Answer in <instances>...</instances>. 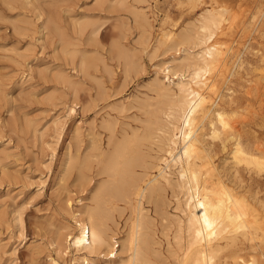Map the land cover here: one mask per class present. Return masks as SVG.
Listing matches in <instances>:
<instances>
[{
    "label": "rangeland",
    "instance_id": "obj_1",
    "mask_svg": "<svg viewBox=\"0 0 264 264\" xmlns=\"http://www.w3.org/2000/svg\"><path fill=\"white\" fill-rule=\"evenodd\" d=\"M24 1L26 2V0ZM36 1L43 12L42 14L44 15L45 13L44 16H41L40 20L43 17L45 19L41 21L38 19V14L36 15L37 10L33 5L31 7L22 1L11 3L13 0H0V240L2 239L3 242L0 241L3 245L0 248V250L2 249L0 252V264H51L53 258L59 260L60 264H74L75 258L79 257L81 253H78L73 245H70L69 249L66 247V244V246L63 245L64 240H62L63 238L60 234L71 229L77 232L76 221L73 215H75L77 210L81 211L88 202L89 204L92 202L89 198L91 197V190L94 188V185L108 178L105 174L98 175L96 173L97 162L94 156L101 149L108 152L112 148L113 143L110 142L112 130H109L110 128L106 124L109 122L113 124V132L116 134L114 137H117L116 139L118 140L122 139L124 135L133 134L132 132L143 131L142 128L144 129V126H146L143 123H147L144 120H147L149 117L148 108L145 107V103L146 105L157 104L156 91L154 92V87L151 83L152 78L159 71V66L164 62L170 61L172 56L176 54V49L170 46L169 48L172 49H169L167 43H163L164 45L159 44V37L164 31L171 30L177 33L182 28L193 27L194 21L198 22L199 14L206 8L212 7L215 3V5L219 3L228 7V12L225 14L227 19L223 21V27H226L227 34L219 36L221 41L225 40L227 44L229 41V44L234 45L231 62L237 66L233 64L230 79L225 83L222 82L223 85L220 84L222 85L220 89L223 93V99L221 98L220 103L229 111L232 107L237 108L239 115L237 114L238 116L236 115L235 119L238 117L239 120L241 119L244 122V124L243 122L240 124L243 127L242 129L248 134L246 137H252L255 134L264 139V108L262 110L263 114H258L259 116L255 111L257 107L259 113L261 112L260 108L264 107V103L260 102L264 101V99H260L264 98V95L262 92H259L261 90L254 88L256 86L255 81L259 82L260 78L264 75V60L262 59L264 58V0H126L125 5L117 3L118 0H113V2H108L110 6L105 3L106 7L105 5H99L96 0H65V2L64 0ZM114 1L116 2L114 3ZM114 4L119 5L113 7ZM100 6H103V8ZM141 6L147 9L146 12L149 20H151L152 27H143L144 22L142 18L140 19L137 16L136 9L137 7L141 8ZM68 7H72V10ZM50 14L58 16V20L60 21L61 19V22L63 21L62 24L59 22L60 31L67 42L70 40V46L69 43H67L68 45L65 43L62 45L58 33L53 29L46 28V30L44 28L40 29L41 31L39 30L40 25L43 24ZM229 16L231 17L229 18ZM85 18L88 21L90 20V22L94 19L93 21L97 23L93 25L88 22L84 26L86 30L84 27V29H81L78 20L82 21ZM140 23H142V26L140 25L139 27ZM228 25H231V27H228ZM141 27L149 29V31L146 30V33L145 30L140 29ZM18 28H22L23 30ZM93 28H97V33L91 32ZM246 29H251V31H247ZM51 31L52 34L49 33ZM142 31L144 32L142 33ZM147 35H150L149 39L146 38ZM68 37L70 38L68 39ZM52 38L54 43L51 41ZM93 39H95V42ZM76 43L79 44L78 49L80 52L83 53L84 51L86 58L94 62L95 66L87 68L86 72L78 70L80 68L79 62L85 56L81 53L84 56L81 57L78 49L74 51V48H77ZM123 43L125 46H128L125 47ZM157 44L159 45L157 46ZM119 46L120 48L118 49ZM159 46L160 49H158ZM153 47L155 48L151 51ZM127 48L129 49V56L123 52ZM235 49H238L237 51L239 52ZM155 52L156 55H154ZM69 53L70 55L71 53L74 55L70 56ZM25 55L26 57H24ZM97 58H101V61H98ZM132 58H134L133 61ZM239 58L242 62L241 60L239 61ZM127 61L132 62L127 66ZM134 61L136 62L134 63ZM30 65L35 67V69ZM77 65L78 68L76 67ZM108 65L109 67H107ZM58 68L64 69L74 81H79V86L76 81L75 87L71 86V89L69 88L70 85L65 84L57 78L54 74ZM39 71L42 72L41 74L46 79ZM49 71L54 74H51V76L48 73L47 75L46 73ZM86 73L87 75H85ZM260 74L262 75L260 76ZM49 76L53 78L51 79ZM160 77L164 79L163 72H160ZM1 78H3L2 81ZM250 86L254 88H252V92ZM1 88L3 89L1 90ZM55 88L56 92L53 90ZM255 89H258V92ZM57 91L62 92V95L61 93L58 94ZM247 91L249 92L247 93ZM50 93H53V98L49 96ZM259 93L260 95H258ZM47 94L48 96L46 97L45 95ZM56 95L62 98L57 99L56 97L55 99ZM143 98H146V101ZM231 98L234 102L232 105H229L226 101H229ZM124 106L126 110L122 108ZM248 106L253 108L250 107V109ZM72 107H74L73 111H71ZM247 110L250 111V114ZM242 112L244 116L247 114L248 118H250L248 119L247 115L245 116L246 118L242 117L243 115L240 116ZM134 114L137 117L135 121L136 117H133ZM108 115L110 116L109 118ZM57 117H60L61 121H63L59 126L60 128L54 125V119ZM140 120L142 121L140 122ZM103 122L106 124H102ZM91 127L93 129L89 130ZM129 127H133V130ZM78 128L80 129L78 130ZM250 128H252L251 132ZM208 130L209 127L207 126L206 131ZM38 131L40 134L42 133L41 136L38 134ZM97 135L98 137H96ZM206 136L209 138V135ZM91 142L92 144L95 142L99 148L101 146L100 150L95 149L96 151H92L94 145L92 146ZM149 145L150 147H148ZM104 146L105 148L103 149ZM215 147L218 152L217 159L223 161L228 152L222 151L219 143H216ZM66 148H70V152L74 156H77V154L84 155L83 151L86 152L85 157L89 156L90 166H92L91 171H88L89 176L91 174L90 179H92L90 182L81 180H79L81 183L78 182V171L76 169H68L67 166H62L65 165L66 151H68ZM150 148L154 149L150 150ZM144 149L147 154L156 155L158 147L156 143L148 142L144 146ZM88 153L91 155V158ZM138 169L141 170L140 167ZM243 176L245 177V184L247 185L245 189L247 190H243V188L242 190L246 191L248 195L256 197V199L259 197L258 200L264 204V170L260 173H250L247 170H243ZM257 191L258 195H256ZM167 194L169 200L174 201L168 200L164 208H167L171 213H177L175 197H173L172 191H168ZM146 203V209H149V212L153 216L157 215L153 204ZM169 205L171 206L169 207ZM17 207H21L20 210L22 211L19 208L17 209ZM15 209L22 213L23 227L13 219L17 213ZM128 215L129 211L126 210L123 218L119 219V230L116 229V225L112 224L113 229L117 232L124 231L126 229L124 222ZM155 217L157 218L155 220L156 227L162 229L161 216ZM159 235L162 240V248L166 251L168 244L167 237L161 234V230ZM56 240H59L58 242L64 246L61 250H64V252L66 250V253L61 251V253H58L59 256H57L60 247L59 245L57 248L55 247L58 244ZM62 245L61 247H63ZM118 249L121 250V247L119 246ZM262 252L264 253V243L257 249V255L264 260ZM124 256L126 257L125 253H120V256L117 257V262L119 263L120 259L124 258ZM96 260L99 264L106 263L104 261L105 258L102 259V257H97ZM80 264L85 263L81 261Z\"/></svg>",
    "mask_w": 264,
    "mask_h": 264
},
{
    "label": "bare ground",
    "instance_id": "obj_2",
    "mask_svg": "<svg viewBox=\"0 0 264 264\" xmlns=\"http://www.w3.org/2000/svg\"><path fill=\"white\" fill-rule=\"evenodd\" d=\"M14 1L25 2L24 0H13L11 3H14ZM96 1L99 5L103 6L105 3L108 4V2H113V0ZM36 2V0L35 2L34 0H26L25 3L30 6H34L37 10V13H35L36 15L38 14L37 17H39L38 19L40 20L43 12ZM115 2L116 1H114V3ZM125 2L126 0H118L117 3L125 5ZM215 4L212 7L206 8L199 14L200 16L197 19L198 22L196 23V21H194L195 24L193 27L182 28V30L177 33L171 30L164 31L159 37V44L162 45L163 43H167L168 48L170 46L176 49V54L172 56L170 61L162 63V65L159 66V71H157L155 76L152 78L151 83L154 87V92L156 91L157 104L146 105L145 103V107L148 108L149 117L147 120H144L147 123H143L146 125L144 126V129L142 128L143 131L132 132L133 134L124 135L122 139L118 140L116 139L117 137H114L116 134L113 132V124L110 122L107 124L103 122L102 124H106L110 128L109 130H112V132L110 131L112 135L109 133L111 135L110 142L113 143L112 148L110 150L108 149L109 151L107 152L102 149L100 150L101 146L99 148L95 142L93 144L91 142V145H94L92 151L95 149L100 150L98 154H94L97 159H95L97 162V164L95 163L97 165L96 173H98V175L105 174L108 178H106L105 181L102 182L101 180L97 183V185H94V188L91 190V197L88 196L90 197L89 200L92 202H90V204L88 202V204H86L81 211L77 210L75 215H73L76 221L75 226L77 232H74L71 229L66 232H61L60 234L63 238L62 240H64L63 245L66 244L67 246H65L67 248L70 247V245H73L76 251L81 253V255L79 254V257L75 258L74 264H80L81 261L85 264H99L96 260L97 257H102V259L105 258L104 261L106 263L103 262L104 264H264V260L257 255V249L264 243V204L258 200V196V199H256V197H252L248 195L246 191H243L247 188V185L245 184V177L243 176V170H247L250 173H260L264 170V139L255 134L252 135V137H246L248 134L244 131V129H242L243 127L240 124L243 121H241V119L239 120L238 117V120L235 119L236 115H239L237 108L232 107L229 111L225 106H223V104L220 103L223 96L220 89L223 85L222 82H227L232 75L234 63L231 62V59L232 53H234V45L229 44V41V45L225 40L221 41L219 36L221 34H227L226 27H223V21L227 19L225 14L228 12V7L220 5L219 3H217L218 5ZM118 5L114 4L113 7ZM103 6L100 7L103 8ZM70 9L72 10V7ZM70 9L69 11H71ZM146 10L147 9L142 6L141 8L137 7L136 9L137 16L140 19L142 18L144 22L143 27L145 28L152 27L150 22L151 20H149ZM50 15H48L49 17L44 20L42 25H40L41 27L38 25L40 27H38L39 30L44 28H48L50 30L53 29L58 33L61 41L60 43L62 45L64 43L68 45L67 43H69L70 46V40L67 42L63 33L60 31L59 22L62 24L63 21L61 22V19L59 21L57 18L58 16ZM230 17L231 16H229V18ZM87 18L82 21L78 20L81 29H84L85 24L90 22ZM43 19L45 18L43 17ZM93 20L94 19H92L90 23L95 25L97 22ZM141 24L142 23L139 24V27ZM228 27H231V25H228ZM140 29L149 31V29H144L142 27ZM246 30L251 31V29ZM91 32L97 33V28H93ZM143 32L144 31H142V33ZM49 33L52 34V31ZM69 38L70 37H68V39ZM146 38L149 39L150 35H147ZM56 40L58 39L56 38ZM94 40L95 39H93V41ZM51 41H53V38ZM76 44L77 48H74V51L78 49L79 44ZM159 44H157V46ZM127 46L128 45L125 47ZM160 46L158 49H160ZM119 48L120 46L118 49ZM128 48L123 51L126 55H128ZM154 48L155 47H153L151 51H153ZM74 51L72 50L73 53ZM156 52L154 55H156ZM81 53L82 52H80V54ZM82 54L85 56L84 51ZM82 54L80 55L81 57L83 56ZM71 55L73 56L74 54L71 53ZM24 57H26V55ZM262 59L264 60V58ZM97 60L101 61V58H97ZM133 60L134 58H132V61ZM240 60L241 59L239 58V61ZM71 61L73 62V60ZM131 62L127 61V66L130 65ZM135 62L136 61H134V63ZM109 65L107 67H109ZM93 66H95L94 62L85 56L80 60V68L78 70L86 72V70H88L87 68H93ZM76 67L78 68V65ZM33 68L35 69V67ZM62 68H58L57 71L54 70L56 73L53 74L65 84L70 85L69 88H71V86L75 87L77 80L74 81L72 77ZM138 68L140 69V67ZM78 70L77 72H79ZM39 72L40 74L42 73L41 71ZM160 72H163L164 79L163 77H160ZM48 73H50V75L52 74L50 71L46 74L48 75ZM85 75H87V73ZM261 75L262 74H260V76ZM42 76L44 77V75ZM2 80L3 78H1V81ZM77 82L79 86V81ZM148 83L147 85H149ZM255 84L256 86L253 85L254 88L261 90L259 92H262L264 95V75L260 78L259 82L255 81ZM56 88L53 89L55 92ZM252 88L253 87H251V92L253 91ZM2 89L3 88H1V90ZM248 92L249 91H247V93ZM57 93H61L62 95V92L57 91ZM215 93H217V95H215ZM57 95L54 97L55 99L56 97L57 99L62 98ZM258 95H260V93ZM45 96L47 97L48 94ZM49 96L52 97L53 93H50ZM100 96L102 95L100 94ZM143 99L146 101V98ZM260 99L264 98L262 97ZM227 102L229 105H232L234 100L231 98L229 101H226V103ZM260 102L264 103V101ZM114 105L113 107H115ZM250 107L248 106V108ZM122 108L126 110L125 106ZM263 108L264 107H261V112L258 113L257 110L259 109L256 107V114H263ZM73 110L74 107L71 108V111ZM138 111H140V109H138ZM248 112L250 114V111ZM135 114L133 115L134 118L136 117ZM109 115L108 118L110 117ZM242 115L243 112L240 116ZM245 116L243 115L242 117L248 118V115L246 117ZM136 119L137 117L134 121ZM141 121L142 120H140V122ZM62 123L63 121H61L60 117L54 119L55 127L60 128L59 126ZM125 125L128 126L127 124ZM207 126L209 127L208 131H206ZM80 128H78V130ZM129 128H132L133 130V127ZM92 129L93 128L91 127L89 130ZM249 130L251 132L252 128ZM126 133L128 134V132ZM38 134H40V132ZM206 135H209L210 139ZM36 136L38 135L36 134ZM96 137H98V135ZM95 141L97 142V140ZM148 142L157 144L158 150L157 154L155 153L156 155L147 154L145 152L146 148L144 149V146ZM216 143L220 144L222 151L228 152V155L225 159L223 158V161L218 160L216 157L218 153L215 147ZM78 146L80 145L78 144ZM148 147H150V145ZM104 148L105 146L103 149ZM66 149L68 151H66L67 156L65 159V165L62 166H67L68 169H76L79 177L77 178L78 182H80L79 180L90 182L92 179H90L91 174L89 176L88 171H91L90 169H92V166H90L89 156H86L87 158L85 157V151H83L84 155L82 156L77 153V156H74V154H71L70 148ZM152 149L150 148V150ZM138 167H140L141 170H139ZM154 171H156V173H154ZM251 178H253V176H251ZM80 183H78V185H80ZM88 185L87 187H89ZM170 190L172 191L173 197H175L176 210L178 211L177 213H171L167 210V208H164L169 200L167 192ZM256 195H258V191ZM169 201L172 200L170 199ZM146 202L153 204L155 212L157 213V215L154 214L155 216H161L163 223L162 229H158L156 227L155 220L157 218L149 212V209H146ZM170 206L171 205H169V207ZM18 208L20 210L21 207H17V209ZM19 210L17 211L15 209L17 213L13 219H15L17 221L16 223H20L19 225L23 227L24 223L22 213L20 212L22 210ZM126 210L129 211L126 221H123L126 229L124 228V231L117 232L113 229L112 224L116 225V229H118L120 224L119 219L123 218ZM160 230L161 234L167 237L168 244L166 251L162 248V240L159 235ZM57 233L59 234V232ZM170 234L172 235L171 237ZM0 241L2 242V239ZM58 241L57 245H55L56 243L54 244L56 248L58 245L60 247V250L57 252V256H59V252H64V250H61L64 246ZM1 242L0 248L3 246V242ZM118 242L119 244H117ZM61 245L63 247H61ZM119 246L121 247V250H119L120 248L118 249ZM64 253H66V250ZM120 253H125L126 257L124 256V258L120 259L118 263L117 257L120 256ZM51 264H60V261L53 258Z\"/></svg>",
    "mask_w": 264,
    "mask_h": 264
}]
</instances>
